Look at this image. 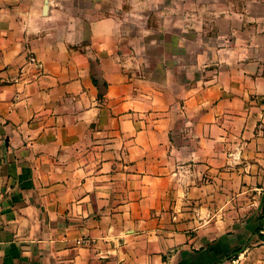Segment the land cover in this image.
Here are the masks:
<instances>
[{"label":"crops","instance_id":"obj_1","mask_svg":"<svg viewBox=\"0 0 264 264\" xmlns=\"http://www.w3.org/2000/svg\"><path fill=\"white\" fill-rule=\"evenodd\" d=\"M0 264H264V0H0Z\"/></svg>","mask_w":264,"mask_h":264},{"label":"built area","instance_id":"obj_2","mask_svg":"<svg viewBox=\"0 0 264 264\" xmlns=\"http://www.w3.org/2000/svg\"><path fill=\"white\" fill-rule=\"evenodd\" d=\"M30 59L33 61V60H35V58L32 56V57H30Z\"/></svg>","mask_w":264,"mask_h":264}]
</instances>
